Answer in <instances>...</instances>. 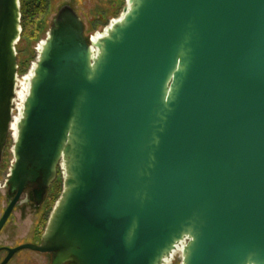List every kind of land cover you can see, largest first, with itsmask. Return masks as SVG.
<instances>
[{"label": "water", "instance_id": "95a60500", "mask_svg": "<svg viewBox=\"0 0 264 264\" xmlns=\"http://www.w3.org/2000/svg\"><path fill=\"white\" fill-rule=\"evenodd\" d=\"M21 0H0V166L14 121ZM8 179L41 206L51 264H264V0H127L96 41L53 19ZM4 263V264H5Z\"/></svg>", "mask_w": 264, "mask_h": 264}, {"label": "rangeland", "instance_id": "374dc122", "mask_svg": "<svg viewBox=\"0 0 264 264\" xmlns=\"http://www.w3.org/2000/svg\"><path fill=\"white\" fill-rule=\"evenodd\" d=\"M72 6L82 18L85 25V35L88 39L97 35H103L111 24L120 19L127 6V0H48L47 6L39 16L22 32L16 45L18 58V81L25 82V78L31 74L38 61L40 49L46 40L53 19L59 9L64 5ZM17 81V87H19ZM30 86V85H29ZM17 89V88H16ZM26 91V90H25ZM17 99V96H16ZM14 102L13 116L20 115L19 106ZM16 137L11 131L3 155L0 168V216L8 204L7 181L10 168L14 161V145ZM65 180V169L61 165L58 168L57 177L51 186L44 203L36 206L32 195H23L20 203L14 210L10 221L0 236L1 241L7 244H25L41 241L51 214L60 199ZM182 253L177 251L174 258L168 264H182ZM13 264H51L49 254L39 253L30 249L22 250L20 257Z\"/></svg>", "mask_w": 264, "mask_h": 264}, {"label": "flooded vegetation", "instance_id": "af4514ba", "mask_svg": "<svg viewBox=\"0 0 264 264\" xmlns=\"http://www.w3.org/2000/svg\"><path fill=\"white\" fill-rule=\"evenodd\" d=\"M2 162H3V161H2ZM1 165H2V163H1ZM0 168H1V166H0ZM54 182H55V181H54ZM54 182H53V183H54ZM52 185H53V184H52ZM52 185H51V186H52ZM50 188H51V187H50ZM50 188H49V190H50ZM49 190H48V192H49ZM25 194H28L29 196H30V195L33 196L32 187H28V188L25 190V192H24L23 195H25ZM47 194H48V193H47ZM7 196H8V198H9V200H8V204H7V206H8L9 203L11 202V200H12L13 197H14V195H11V194L9 193L8 182H7ZM22 197H23V196H22ZM22 197H21V199H22ZM46 197H47V195H46ZM46 197H45V199H46ZM21 199H20V201H21ZM45 199H44V201H45ZM20 201L17 203V205L20 203ZM43 203H44V202H43ZM17 205L15 206V209H16ZM7 206L5 207V209L7 208ZM5 209L3 210V213H4ZM15 209H14V210H15ZM13 212H14V211H13ZM3 213L1 214L0 218L2 217ZM12 214H13V213H12ZM12 214H11V216H12ZM11 216H10L8 222L10 221ZM8 222H7V224H8ZM7 224L5 225V227L3 228V230L1 231L0 236H1L2 233L4 232V229L6 228ZM40 242H41V241H38L37 243L39 244ZM20 245H22V244H14V243H12V244H7V243H4V241H1V238H0V264H4V263H5V261H6L7 257H8V255H9V253H10V251H9L10 249H15V248H17V247L20 246ZM21 251H22V250H19V251L15 252V253L11 256V258H10L5 264H13V263H16L17 259L20 257V253H21Z\"/></svg>", "mask_w": 264, "mask_h": 264}, {"label": "trees", "instance_id": "16d2710c", "mask_svg": "<svg viewBox=\"0 0 264 264\" xmlns=\"http://www.w3.org/2000/svg\"><path fill=\"white\" fill-rule=\"evenodd\" d=\"M47 3L48 0H21L23 35L27 26L34 22Z\"/></svg>", "mask_w": 264, "mask_h": 264}, {"label": "bare ground", "instance_id": "6f19581e", "mask_svg": "<svg viewBox=\"0 0 264 264\" xmlns=\"http://www.w3.org/2000/svg\"><path fill=\"white\" fill-rule=\"evenodd\" d=\"M101 36L102 35H97L95 37H92V39L93 41H96ZM32 74H33V70L31 71V74H29L28 77L25 78V82L21 83V81H18L19 87H17L16 89V92H17V99H16L17 102L16 103L18 106H19L18 102L21 101V103H20V108H19L20 115H17L14 118V121L12 122V131L15 137L17 136V123L22 115L23 104L29 92V85H30ZM174 255L175 254H173V256L170 259H168L165 264H168L174 258Z\"/></svg>", "mask_w": 264, "mask_h": 264}, {"label": "built area", "instance_id": "2783aa9c", "mask_svg": "<svg viewBox=\"0 0 264 264\" xmlns=\"http://www.w3.org/2000/svg\"><path fill=\"white\" fill-rule=\"evenodd\" d=\"M185 243H187V240L182 243V246H179L178 251H181L182 250V247L185 245Z\"/></svg>", "mask_w": 264, "mask_h": 264}]
</instances>
